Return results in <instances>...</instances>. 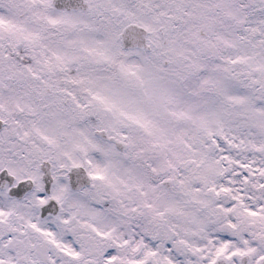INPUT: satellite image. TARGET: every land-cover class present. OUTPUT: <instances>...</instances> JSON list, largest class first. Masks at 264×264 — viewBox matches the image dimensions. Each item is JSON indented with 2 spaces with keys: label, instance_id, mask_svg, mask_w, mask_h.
<instances>
[{
  "label": "snow or ice",
  "instance_id": "obj_1",
  "mask_svg": "<svg viewBox=\"0 0 264 264\" xmlns=\"http://www.w3.org/2000/svg\"><path fill=\"white\" fill-rule=\"evenodd\" d=\"M0 264H264V0H0Z\"/></svg>",
  "mask_w": 264,
  "mask_h": 264
}]
</instances>
